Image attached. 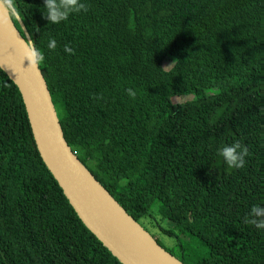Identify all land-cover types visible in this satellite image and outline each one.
Returning <instances> with one entry per match:
<instances>
[{"label":"trees","instance_id":"16d2710c","mask_svg":"<svg viewBox=\"0 0 264 264\" xmlns=\"http://www.w3.org/2000/svg\"><path fill=\"white\" fill-rule=\"evenodd\" d=\"M0 1L69 145L160 245L184 264H264V0ZM0 264H123L45 165L1 67Z\"/></svg>","mask_w":264,"mask_h":264},{"label":"water","instance_id":"95a60500","mask_svg":"<svg viewBox=\"0 0 264 264\" xmlns=\"http://www.w3.org/2000/svg\"><path fill=\"white\" fill-rule=\"evenodd\" d=\"M5 9L12 31L0 22V67L18 87L39 153L79 218L123 264H184L127 212L73 151L38 56Z\"/></svg>","mask_w":264,"mask_h":264},{"label":"rangeland","instance_id":"374dc122","mask_svg":"<svg viewBox=\"0 0 264 264\" xmlns=\"http://www.w3.org/2000/svg\"><path fill=\"white\" fill-rule=\"evenodd\" d=\"M173 62V60L171 61H166L165 62V66L168 68L171 63ZM189 98L191 97H176L174 98V102L175 103H178V102H184L186 100H188ZM165 223V224H164ZM164 223L162 225H167V224H170L168 221H164ZM142 224L143 226L146 227V229L157 239H159L163 245H171L173 243L172 239H170L169 237H165L163 234H159L158 232V229L152 227L150 224L147 223L146 219H143L142 220Z\"/></svg>","mask_w":264,"mask_h":264},{"label":"bare ground","instance_id":"6f19581e","mask_svg":"<svg viewBox=\"0 0 264 264\" xmlns=\"http://www.w3.org/2000/svg\"><path fill=\"white\" fill-rule=\"evenodd\" d=\"M0 22L8 31L10 32L12 31V25L9 21L7 11L1 3H0Z\"/></svg>","mask_w":264,"mask_h":264}]
</instances>
